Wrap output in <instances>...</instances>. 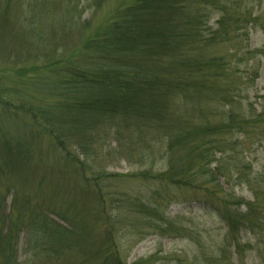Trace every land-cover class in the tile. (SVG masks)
I'll return each mask as SVG.
<instances>
[{"label": "trees", "instance_id": "trees-1", "mask_svg": "<svg viewBox=\"0 0 264 264\" xmlns=\"http://www.w3.org/2000/svg\"><path fill=\"white\" fill-rule=\"evenodd\" d=\"M239 1L134 0L117 9L92 36L78 43L73 54L55 60L51 57L59 55V45L36 47L35 42L47 38L46 23L51 25L52 39L68 27H82L87 21L82 22L78 15L80 0L60 1L61 11L65 7L66 15L60 14L59 19L45 22L40 18L42 14L55 17L58 13L53 0H0V55L7 54L4 56L9 61L34 58L38 63L23 70L28 71L26 84L45 80V84L53 86V95L60 92L61 97L60 105L55 108L27 102L17 107L13 101L0 98L10 119L26 121L24 116L29 117L33 127L29 135L18 132L11 138L0 137V173H4V178L17 176L24 183L34 180L40 197L33 208L27 202L23 208L22 200L16 216L11 217L1 211L4 197L0 195V264H19L18 239L28 207L36 239L40 232L39 239L43 241L46 237L47 244L58 242L76 248L77 243L79 247L78 240L87 237L91 230L86 221L77 227L78 218L89 216V207L101 203L95 202L99 191L95 194L88 179L83 178L85 158L95 153L104 135L114 136L119 147L128 143L144 150L140 157L149 156L156 138L149 140L148 137L156 133L161 134L168 165L158 177L173 186L200 191L201 202L215 210L226 226L221 255L224 257L234 246L238 263L246 264L240 233L249 232L258 241L264 232V192L260 187H264V169L251 177L240 174L236 177V181L245 184L251 193L252 199L247 201L226 194L216 178L221 166L211 169V165L216 161L215 153H221L220 149L225 147L226 137L233 131L247 134L246 131L258 124L257 119L264 111L245 117L230 109L216 122L200 118L194 122L187 118L176 121L181 115L171 106L177 95L207 101L220 93L226 77L223 74L225 63L222 58L209 54L207 49L227 42L233 25L252 18L248 10L238 6ZM14 7L18 14L12 13ZM212 12L217 14L215 28L208 26L207 14ZM26 38L31 42L23 45ZM43 137L59 152L61 169L66 171L68 165L81 167L75 174L84 185V190L80 191L82 196L77 198L80 206L72 201L74 185L68 182L67 171L60 170L52 176L55 178H50L46 176L48 171L41 170L40 163L32 162V148ZM74 149L80 153L75 154L71 151ZM231 170L238 172L237 165H232ZM6 185L9 190L13 189L10 182ZM65 188L69 190L60 193ZM49 189L56 195L71 198L70 206L63 209L59 217L70 224L73 231L41 212L43 191ZM127 206L140 214L154 215L156 212L139 201L128 202ZM81 228L84 229L81 231ZM106 236L100 243H93L90 249L83 247L84 259L91 264H126L118 257L108 232ZM221 261L212 254L206 264H220Z\"/></svg>", "mask_w": 264, "mask_h": 264}, {"label": "rangeland", "instance_id": "rangeland-1", "mask_svg": "<svg viewBox=\"0 0 264 264\" xmlns=\"http://www.w3.org/2000/svg\"><path fill=\"white\" fill-rule=\"evenodd\" d=\"M60 1L68 0H53L58 13L55 17L50 16L49 13L42 14L40 18L43 22L66 15L65 7H62L61 11ZM133 1L80 0L78 15L81 16L82 22H87L82 27L77 25L68 27V30L53 35V39L51 25L46 23L44 29L49 31L47 38L35 42V46L59 45V55L51 57L56 58L55 60L61 56H69L74 53L78 43L92 36L117 9ZM238 6L242 10H248L252 18H248L245 23L233 25L235 28L232 27L233 32L227 42L207 49L209 54L222 58L225 63L223 74H226V77L221 83L220 93L207 101H198L192 96H175L171 106L175 113L178 111L181 115L176 121L187 118L197 122L200 118L216 122L223 119L230 109L245 117H253L264 111V0H240ZM12 13L18 14V10L16 12L14 7ZM207 17L208 26L215 28L217 14L212 12L207 14ZM30 42L26 38L23 45ZM10 45L11 42H8V46ZM4 55H0V98L13 101L12 104L17 107L23 102L50 108L60 105V92L53 95V86L45 84V80L26 84L28 71L23 70L32 63H38L34 58L9 61ZM40 73L36 76L39 77ZM48 104L53 106H46ZM8 115L0 102V137L11 138L18 132L27 135L33 132V129H30L33 127L29 117L24 116L26 121H23L10 119ZM257 120L258 124L246 131L247 134L233 131L227 136L223 143L225 147L220 149L221 153H215L213 158L216 161L211 165V169L214 166L222 168L219 174H216V178L223 191L247 201L252 199L251 193L245 184L236 181V177L238 174L242 177L247 175L251 177L257 171L264 169V114ZM152 138L156 140L153 142L151 154L140 157V153L144 150L128 143L119 147L114 136L104 135L95 153L85 158L83 178L88 179L86 181L91 186V190H95V194L99 191L100 195L98 197L97 194L95 202L101 203L89 207V216L83 215L78 218L76 226L81 227L83 223L88 222L91 232L87 237L78 240L81 244L77 247L76 243V248L63 246L58 242L47 244L46 237L43 241L39 239L40 232H37L36 239L34 237L36 231L32 230L34 227L29 222L32 220L29 207L33 208L40 200L34 180L24 183L17 176L12 179L4 178V173H0V195L4 197L1 206L3 214L16 216V210L19 208L18 205L21 206L22 200L23 208H26V202L29 206L24 217L25 223L19 234L17 262L19 264H91L82 255L83 247L90 249L93 243H100L106 238L108 232L118 257L126 264L135 262L206 264V259L212 254L222 259L220 264H239L234 246L225 253L224 257L221 255L220 249L225 244L226 226L215 210L207 208L201 202L202 193L197 189L173 186L158 177L167 170L168 165L165 147L160 141L161 134L156 133L148 137L149 140ZM71 151L75 154L80 153L76 149ZM30 158L33 163H40L41 170L49 172L47 177L56 176L60 170L63 173L67 171L65 176L68 182L76 187L72 188V201L80 206L77 198L82 196L83 193L80 191L84 190V185L81 183L83 181L75 176L80 171V166L68 165L66 171L61 169L62 159L59 152L51 147L45 137L33 146ZM232 165H237L238 172L231 170ZM8 182L13 189L7 188ZM260 187L261 192H264V187L262 185ZM67 190L69 188L62 189L60 193ZM43 194L44 203L40 201L41 212L63 228L74 229L59 217L60 212H64L70 206L71 198L64 196L63 198L56 195V192H50V189L43 191ZM131 201L144 203L154 208L156 212L154 215L136 213L127 206ZM83 204L86 205V202ZM83 229L81 228V231ZM240 240L245 263L264 264V232L260 239H257L259 243L249 232L240 233Z\"/></svg>", "mask_w": 264, "mask_h": 264}]
</instances>
